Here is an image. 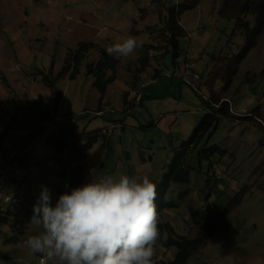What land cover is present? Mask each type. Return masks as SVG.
Listing matches in <instances>:
<instances>
[{
    "label": "rangeland",
    "instance_id": "rangeland-1",
    "mask_svg": "<svg viewBox=\"0 0 264 264\" xmlns=\"http://www.w3.org/2000/svg\"><path fill=\"white\" fill-rule=\"evenodd\" d=\"M42 1L45 5L54 6V0L52 3L51 0ZM226 1L199 0L195 8L180 15L181 53L176 58L170 48L167 16L169 7L182 0L122 1L124 5L127 3V8L121 3L115 5L103 0L100 3L94 0H66L68 8L89 9L97 16L100 19L99 29H109L108 39L95 38V29L89 26H78L70 33L65 31L66 34H62V31L67 30L66 26L71 28L69 21L64 26L60 25L63 29L59 28V35L56 34L57 28H54L53 34H44V24L37 25L34 21L27 20L24 12L20 15L22 8L19 9L14 1L12 6L5 9H2V4L6 3L0 2V10H7V19H21L29 23V26L23 22V25L6 29L5 18L0 20V69L5 72V75L0 72V118L6 117L4 121L8 126L7 140L17 147L27 143L21 155L32 173L38 174L39 185L48 189L53 206L59 198L57 190L60 187L68 188L70 172L83 161H75L66 153L59 155L48 142L49 135H55L62 130L66 134L76 135L77 141L84 143L88 136L98 134L100 139L91 149V153L98 152L91 171L94 181L108 175L115 178L127 175L138 181L147 177L154 183L161 181L167 164L179 153L183 141L189 139L194 127L207 112L208 99L220 98V102L213 103L214 107H218L223 101L229 102L230 113L237 117H221L216 129L206 134L199 146L185 147L186 166L191 169L190 179L187 183L172 182L168 189L166 201H173L176 206L159 214L158 224L171 223V231L167 228L159 231L154 264H162L175 257L177 248L165 246L170 235L189 238L199 236L200 226L193 221L191 207L199 210L202 219L213 220L216 218L214 214L234 202L232 197H236L238 193L240 203L226 211V216H223V221H220L217 229L205 240V244L193 251L186 264H264V31L242 62L234 66L236 72L227 83V65L232 62L234 55L241 52L245 32L237 25L235 19L239 12L233 11L230 5H227L225 10L232 17L222 15ZM242 2L243 0H239L238 4ZM27 6L28 3L22 6L26 12L29 9ZM1 11L0 17L3 14ZM39 11L40 8L31 7V15L34 12L41 16ZM84 17L80 20L90 19ZM242 19L243 22L249 20L250 25H254V16L242 15ZM130 21L131 28L125 30ZM25 26H28L26 30ZM73 30L76 32H72ZM24 32L38 37L52 35L49 41L42 45L34 44L32 40L29 43V39L25 42ZM129 36L136 37L143 43L131 56L117 58L119 62L113 76L117 79L107 85V89L110 85L107 98H111L113 102L112 110L105 111L95 118H92L95 111L90 110L92 114H88V120L74 114L81 111V106L75 105L76 100L89 101L92 105L87 107L92 109L97 107L96 102L94 104L96 94L101 96L93 84V78L91 81V77L85 74L87 65L100 58V49L92 48L80 64L78 81L73 83L81 86L80 88L77 89L76 85H72L70 89L65 88V82L69 81L67 76L56 81L55 87L65 91V104L61 106V111L70 116L63 121L52 122L54 131L50 127L51 120L40 122L41 116L56 110L51 90L41 78L45 74L55 78L61 71L69 49L65 48L66 46L75 49L80 43L78 41L83 40L96 42L99 47L107 49ZM56 37L58 39L54 40ZM145 53L150 58L149 66L157 67L155 74L159 75L162 69L164 71V75L157 80L158 101L148 100V109L141 108L140 97L134 95L135 79L141 71L140 61L137 63L136 59L138 61ZM36 63L39 65L36 66ZM137 65L139 69L135 73ZM40 66L43 70L42 76L38 75L40 72L35 68ZM13 69L18 70L20 75H12ZM169 70L173 71L168 72ZM195 70L201 77L202 92L205 96L182 78L181 73L185 72L191 79V73L194 74ZM174 73L176 75H173ZM131 75L134 80L130 78ZM172 75L174 77H171ZM40 84L43 85V100L40 103L33 100L23 111L19 109V102L14 106L17 112L15 119H9L7 115L11 114V111L14 112V109L7 112L6 101L2 98L9 99L10 96L24 93V99L29 100L32 92L41 91L38 86ZM181 87L184 89L183 100L171 98L174 95L181 98ZM124 91L128 96L129 92H132L129 99L133 100L127 105L130 108L138 106L131 113H127L121 104ZM169 94L171 97L167 98ZM101 101L100 97L99 106ZM154 103L162 105L163 108L156 109ZM7 118L9 121H6ZM123 120H126L127 124L124 129L120 124ZM103 121L107 124L112 122L117 126L111 139L110 134L106 133L108 131L92 129ZM41 125L44 130L38 132ZM84 125L87 128H84ZM72 126L76 130H72ZM206 144L217 145L225 150V153H215L211 157L212 167L209 160L198 155V151L207 146ZM102 162L104 163L101 166ZM217 169L222 172L221 177L215 176ZM208 178L211 179L210 184L207 182ZM181 192L185 193L180 196ZM12 222L11 219L8 223L0 225V264H53L46 256L32 253L28 249L29 237L38 234L41 229L29 223L25 233L19 234L11 226Z\"/></svg>",
    "mask_w": 264,
    "mask_h": 264
},
{
    "label": "clouds",
    "instance_id": "clouds-1",
    "mask_svg": "<svg viewBox=\"0 0 264 264\" xmlns=\"http://www.w3.org/2000/svg\"><path fill=\"white\" fill-rule=\"evenodd\" d=\"M142 41L129 36L106 51L131 56ZM156 186L112 175L60 194L53 206L47 188L33 206L31 224L41 231L29 237L32 253L53 264H154L159 238Z\"/></svg>",
    "mask_w": 264,
    "mask_h": 264
},
{
    "label": "trees",
    "instance_id": "trees-1",
    "mask_svg": "<svg viewBox=\"0 0 264 264\" xmlns=\"http://www.w3.org/2000/svg\"><path fill=\"white\" fill-rule=\"evenodd\" d=\"M238 1L239 0H227L222 8L223 10L221 9L223 12V14H221L227 15V17H232V15L228 14V12L225 10V7H227V5H230V8H232L233 11L239 12L236 15L235 19L237 20V25L240 26L245 32V42L241 52L234 55L232 62L228 63L227 65V83L231 81L234 72H236V68L234 66L242 62L248 52L256 45L258 38L264 31V0H243L242 4H238ZM198 3L199 0H182V2L178 3L177 5L171 6L168 9V34L170 35V48L172 49L173 56L175 58L178 57L181 53L179 38L182 36V28L179 24V17L184 12L195 8ZM242 15L254 16V25L251 26L249 20L243 22ZM92 48L100 49V58L98 61L91 62L87 65L86 73L87 75H92L94 77L93 84L100 91L101 97H104L108 83L114 80V75L108 76L107 72L112 71L114 73L119 60L116 57L109 55L106 49L99 47L94 42L82 41L79 43L77 48L70 49L67 52L63 67L55 78H51L47 74L43 76V81L45 82V84L53 89L55 102L57 103V105L60 104L62 92L55 87L56 81L59 78H64L66 76L71 80L75 79L80 73L81 62L86 57L87 52ZM139 61L143 65V67H146L149 64L150 58L145 53L141 58H139ZM218 102H220L219 97L217 99L213 98V100L208 99L207 103L209 105V111L204 114L200 122L193 130V133L189 137V139L183 141L179 153L174 156L172 160L167 164V169L163 173L161 181L154 182L157 192L155 203L158 216L166 209H170L176 206L173 201H166V194L171 186V183L189 182L191 169L186 166L187 150L185 149L190 147L189 145H191V147H195L196 145L199 146V144L202 143L205 135L210 132L212 133L216 129L218 121L221 117H237L234 114L230 113V104L228 101H223L218 105V107H214L213 103ZM42 119L54 120V117L52 113L47 112L43 115ZM72 128L74 127L72 126ZM86 139V142L82 143L81 141H77L78 139L76 135L69 133L66 134L62 130H59L55 135H49L48 137V142L58 152L59 155H63L66 153L71 159L75 161H83V163L76 165L70 172V183L68 188L60 187L57 190L59 196L63 192H70L74 187H78L84 183L94 181V177L91 174V171L94 168L93 163H95L98 152L91 153V149L93 145L100 139V137L98 136V134H95L93 136H88ZM206 145L207 146L201 148L198 151V155L200 156V158L209 160L210 166L212 167L213 162L211 160V157L215 153H225V150L218 147L217 145ZM210 178H212L211 175ZM207 182L210 184L211 179L208 178ZM184 193L185 192H181L180 196ZM239 194L240 193H238L236 197H232L234 202H231L229 205L224 206L222 208V211L220 210L217 214H214L216 218H213V220L202 219V217H200L199 215V210L191 207L190 213L193 217V221L200 226L199 236L195 238H189L186 236L175 237L173 235H170L165 242V246H175L178 251L175 254V257L168 261H164L162 264H186L193 251L197 247L205 244V240L209 238L211 236V233L216 230L220 221L223 220V216L226 214V211H229L240 203ZM38 201L39 200H35L31 202L14 214L8 213L0 215V225L8 223L12 219L13 222L11 226L13 227V229L18 231L19 234H24L27 225L31 223L30 220L33 215V206L37 204ZM162 228L165 230L166 228L170 230L171 223L165 222L164 224H158V229L160 232ZM10 240L11 239H9V241Z\"/></svg>",
    "mask_w": 264,
    "mask_h": 264
},
{
    "label": "crops",
    "instance_id": "crops-1",
    "mask_svg": "<svg viewBox=\"0 0 264 264\" xmlns=\"http://www.w3.org/2000/svg\"><path fill=\"white\" fill-rule=\"evenodd\" d=\"M13 1L19 6V9L22 8V10L19 11L20 15H22V13L24 12V16L27 18V20L34 21L37 25L42 24V23L44 24L43 27H42L44 29V34L47 33V32H52V34H53L54 28H57V31H56L57 33L56 34L59 35V33H60L59 28H61L60 25L62 24V26H64V25L68 24V21H69V22H71V28L68 27V26H66L67 27L66 28L67 30H64V32L62 31V34L63 33L66 34V32L70 33V31L72 29H75L78 26H81V27L89 26V27L95 29V38H98L99 37L101 39H108L109 36H110L109 29H107V28L106 29H99L98 26H99L100 23H98V22H99L100 19H98L97 16L93 15L92 12H90L89 9L84 10L82 8H76L75 10H73L72 7L71 8H68L69 7V4L66 2V0H54V6L53 7H51L49 5H45L42 0H0L1 3L2 2L3 3L4 2L6 3V4H2L3 5V8L2 9H5L7 6H10V5L12 6L13 5ZM28 1L30 2V4H29ZM94 1L95 2L97 1V2L100 3L102 0H94ZM103 1H107V2H109V4H115V5H117V4H120V3L122 4V1L125 2L126 0H103ZM24 3L25 4L28 3V6L27 7L30 9V12H29V9H28L27 12L24 11L25 10V7H22V6H24ZM51 3H52V0H51ZM126 5H127V3L125 5L122 4V6H124V8H127ZM31 7L32 8H36V7L37 8H40V11L39 12L42 15L39 16V14L37 15L34 12L31 15ZM54 7H56V8H54ZM1 12L3 14L0 17V20L3 19V18H5V20L4 19L3 20H4V23H5V28L6 29H10V28L15 27V26L20 25V24L23 25V22H24L25 25H28L29 24L28 21H23L21 19H17L15 21H12L11 18L10 19H7L6 18V12H7V10L1 11ZM135 14H136V12H135ZM81 17L90 18V19L89 20H87V19L80 20ZM75 18H76V20H75ZM53 19H55L57 21H54ZM133 19L134 18H132V22H134ZM62 20H64V21H62ZM131 25H132V23L130 21L129 24H128V26L125 28V30H129L131 28ZM28 26H25V30L27 29ZM147 26L148 25H146V27ZM61 29H63V28H61ZM72 32H76V30H73ZM52 34H48L47 36L44 35L43 37H38L35 34L30 35V32L29 33L28 32H24L23 33V35L25 36V39H24L25 42H26V40L29 39V43H30V40H32L31 42H34V44H37L38 43V44H42V45H44V42H48L49 41V39L51 38V35ZM57 39H58V37L54 38V40H57ZM82 41L83 40H80L78 42H82ZM94 43L96 44V42H94ZM60 45L61 44H59V46ZM65 48H69V49H67L69 51L70 49H72V46H66ZM156 55H157V53H156ZM136 62L138 63L139 60L137 61V59H136ZM0 65L2 66V64H0ZM38 65L39 64L36 63V66H38ZM149 65H150V63L148 64V66L143 67V65L141 64V67H140L141 68V71H140V73H138L137 79H135V83H134V90H135L134 95L135 96L138 95L140 97V99H141V106L140 107L141 108H147L146 106L149 105L148 100H150V101H152V100L158 101V88L156 87L157 86V83H158L157 80H158L159 77H162L164 75L163 69H162V72L159 75H157V74H155L157 67L156 66L155 67H150ZM33 66H35V64H33ZM35 68L38 69V71L40 72V74H38V75L39 76H42L43 75V70H42L41 66L40 67H35ZM55 68H54V71H55ZM138 69L139 68H138V65H137V68L135 69V73L138 72ZM171 71H173V70H169L168 72H171ZM0 72H2L3 74L5 73L2 70ZM11 72H12V75H15L16 77L20 75V72H18V70L13 69V71H11ZM80 73H81V71H80ZM107 73H108V76L115 74V72L113 73L112 71H108ZM85 74L87 75L86 72H85ZM195 74H198L199 75V72L195 70L194 71V74L191 73V79H194V80L196 79L195 76H194ZM87 76L88 77H91V81H92V78H93V81H94V77L92 75H87ZM5 77L7 79V76H5ZM171 77H174V76L172 75ZM38 78L39 77H37V79ZM130 78L134 80V76L133 75H131ZM41 79H43V78H41ZM78 79H79V75L75 79H73V80L69 79L68 82H65V88L70 89L72 85H76L77 86V89L80 88L81 86H79L77 84H73V83H76L78 81ZM116 79H117V77H116ZM116 79H114L112 81V83H114V81ZM188 79L190 81H193V80L190 79V76H188ZM19 80L20 79H17V81H19ZM86 80L89 81L87 78H86ZM196 80L199 81V88L197 89V91H200V93H203L202 92V80H201V77H200V79H196ZM112 83H110V84H112ZM4 84H6V83H4ZM89 84H90V81H89ZM38 86L41 88V91H39L38 93L37 92H32L33 95L31 94L32 96H31V99H29V100H25L24 99L25 98L24 95H23L24 93L23 94H19V93L18 94H15L14 97H11L10 96L9 99L2 98V99H4V101H6V104H7L5 110H7V112L13 110L15 108L14 106L17 105L19 102L21 103V105L19 106V109H21L22 111L27 106H29V104L33 100L40 103L43 100V96H42V93H41L42 92L43 85L40 84ZM92 86H93V84H92ZM109 86H108V89L106 90V93H105V96L104 97H101L100 95L98 96L96 94V97H95V100H94V104L96 102V106H97L96 108L97 109L94 108L93 106H92L93 107L92 109H89L91 107H87V106L88 105H92L89 101L76 100L75 101V105L79 104L81 106V111H78L77 113H74V114L76 116L80 115V116H83V117L87 118L88 117V114H92L90 112V110H94L95 113H93L94 116L92 118H95V117H99V114H101V113H103L105 111L112 110L113 109V102H112L111 98H107L108 92H109ZM49 89L51 90V93H52V96H53L52 97L53 98V102H54L53 104L54 105L56 104V110L54 112H49V113H52V115L54 117V120H51L49 122L56 123V121H63V120L66 119V117H69L70 116V114L64 115L62 113V111H61V106H64V104H65V91L61 90V92H62V98H61L60 104L57 105V103L55 102V97H54L53 89L50 88V87H49ZM183 90H184L183 87H181V94H179V96L181 98H177L176 95H174L173 97H171L170 94L168 95L167 98H170L171 97L173 99H178V100L180 99L182 101L183 100V94H184L183 93ZM202 95L205 96L204 93ZM39 96H41L42 98L40 99ZM130 96H132V92H129V96H128V94H127L126 91H124L123 94H122L121 104L123 105V107H124V109L126 110L127 113H131V112L135 111V109H137V107H138V106L137 107L134 106L135 108H130V106L127 105V104L130 103V100H133V99H129ZM100 97H101V100H102L101 102L102 103L99 106V103L98 102L100 101ZM1 102L2 101L0 99V105H1ZM154 107L156 109H159V110H161L163 108L162 105H159L158 106V103H154ZM15 109H14V112L11 111V114H9V115L6 114L9 119L11 117H13V119H15V117L17 115V112H16ZM63 110H66V109H63ZM81 113H86V114H81ZM5 118L6 117H3V116L0 118V125L3 124V125H5V128H6V130L4 131V133L1 135V138L0 139H2V141H4V142L10 143L14 147H17L14 144H12L9 140H7V137L6 136L8 134V129H7L8 126L6 125V122L4 121ZM8 118L6 119V121H9ZM42 118H43V116H41L40 122L43 121ZM60 118H61V120H60ZM88 119L89 118H87L86 120H88ZM44 121H46V120H44ZM3 122H5V123H3ZM123 122H124V120H123ZM123 122L120 123V124L123 126V129H124L127 124H126V120H125L124 123ZM53 123L50 126L52 130L54 129L53 128L54 127L53 126ZM155 123H157V122H155ZM63 125H65V124H63ZM83 127L84 128H87L86 125H84ZM96 128L102 129V130H104V132L108 131L106 133H109L110 134V136H109L110 138L109 139H111L112 138V135L114 134V130H116L117 126L114 124L113 127H110L106 122L103 121L99 126L93 127L92 129H96ZM71 129L72 130H76L75 127L74 128L71 127ZM43 130H44V127L41 125L40 126V129L38 130V132H41ZM57 130H59V129L57 128ZM70 133H72V131ZM47 140H48V138H47ZM95 145H96V143H95ZM25 146H27V143L24 144L21 147H17V148L20 149V155H19V159L17 160L16 164H19V165H22V166L28 168L27 167L26 160L21 155V152H22L23 148H25ZM128 155L129 154L127 153V156ZM103 163L104 162L101 163V166H102ZM33 176L38 179V177H37L38 174H35V175L33 174ZM177 251L178 250L176 249V253H177Z\"/></svg>",
    "mask_w": 264,
    "mask_h": 264
},
{
    "label": "built area",
    "instance_id": "built-area-1",
    "mask_svg": "<svg viewBox=\"0 0 264 264\" xmlns=\"http://www.w3.org/2000/svg\"><path fill=\"white\" fill-rule=\"evenodd\" d=\"M184 81L189 82L191 86L199 87L200 75L195 74V81L188 79L189 74L182 72ZM173 75H176L175 73ZM110 127L114 124L109 122ZM6 130L5 125H0V138ZM20 149L12 146L8 142L0 139V215L14 214L35 200H39L42 192V187L38 183L32 172L19 164H16L19 159ZM222 172L218 169L215 171V176L221 177ZM41 262L42 256H41Z\"/></svg>",
    "mask_w": 264,
    "mask_h": 264
}]
</instances>
